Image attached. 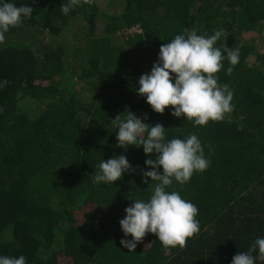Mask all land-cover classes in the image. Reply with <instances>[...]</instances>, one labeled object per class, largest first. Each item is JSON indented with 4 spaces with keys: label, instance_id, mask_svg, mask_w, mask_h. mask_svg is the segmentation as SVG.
Here are the masks:
<instances>
[{
    "label": "trees",
    "instance_id": "trees-1",
    "mask_svg": "<svg viewBox=\"0 0 264 264\" xmlns=\"http://www.w3.org/2000/svg\"><path fill=\"white\" fill-rule=\"evenodd\" d=\"M11 2L34 12L0 44V81H8L0 88V255H24L27 264H231L264 237V0H81L68 16L63 0ZM220 29L222 54L240 50L231 74L227 59L217 74L234 110L195 127L171 108L152 111L135 89L161 45ZM126 109L162 124L168 139L196 134L211 161L169 189L198 208L200 232L183 249L151 233L134 252L120 244L129 199L151 195L141 170L155 158L116 147L112 120ZM114 154L135 171L112 186L94 183Z\"/></svg>",
    "mask_w": 264,
    "mask_h": 264
},
{
    "label": "clouds",
    "instance_id": "clouds-1",
    "mask_svg": "<svg viewBox=\"0 0 264 264\" xmlns=\"http://www.w3.org/2000/svg\"><path fill=\"white\" fill-rule=\"evenodd\" d=\"M80 3L81 0H63L62 14L70 15ZM84 3L92 5L94 0H84ZM33 12L28 4L16 6L11 0H0V44L5 43L10 28L21 26ZM222 38L226 42L227 33L223 29L210 36L198 35L195 30L176 35L161 45L150 73L139 77L136 93L146 99L155 113L164 114L165 109L171 108L173 117H183L194 127L223 121L226 114L234 110L233 92L218 82L217 74L224 68L225 59L230 65L226 74H231L240 62V50L225 47L227 55H223L221 48L215 46ZM7 83L0 81V88ZM124 113L127 115H118L112 120L118 129L116 147L125 152L133 146L142 148L146 157L155 155V158L145 160L149 170H141L143 183L148 184L151 179V195L147 200L129 199L133 203L125 208V216L119 221L124 236L120 244L128 252H134L146 234L151 233L162 246L183 249L188 240L200 232L196 218L198 208L182 198L178 191L169 189L174 182L182 189L194 173L206 171L211 161L206 158L196 134L168 139L162 124L144 122L147 115L141 119L130 110L126 109ZM97 167L99 171L93 174L94 183L105 186H112L123 174L135 171L123 154L102 159ZM257 250L258 256H254ZM257 259L264 261V237H258L247 252L234 255L231 264H256ZM0 264H27V259L24 255H0Z\"/></svg>",
    "mask_w": 264,
    "mask_h": 264
},
{
    "label": "rangeland",
    "instance_id": "rangeland-1",
    "mask_svg": "<svg viewBox=\"0 0 264 264\" xmlns=\"http://www.w3.org/2000/svg\"><path fill=\"white\" fill-rule=\"evenodd\" d=\"M103 9H104V8H103ZM135 30H136V31H138L137 29H135ZM128 33H129V31H128ZM251 35H252V34H251ZM248 36H250V35H248ZM250 61L252 62V61H253V59H250ZM251 62H250V63H251Z\"/></svg>",
    "mask_w": 264,
    "mask_h": 264
}]
</instances>
